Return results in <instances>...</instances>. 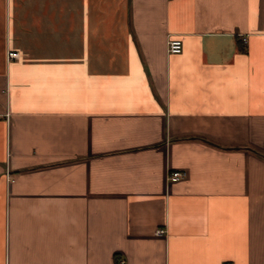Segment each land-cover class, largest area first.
<instances>
[{"label":"crops","instance_id":"crops-1","mask_svg":"<svg viewBox=\"0 0 264 264\" xmlns=\"http://www.w3.org/2000/svg\"><path fill=\"white\" fill-rule=\"evenodd\" d=\"M230 262L264 264V0H0V264Z\"/></svg>","mask_w":264,"mask_h":264},{"label":"built area","instance_id":"built-area-1","mask_svg":"<svg viewBox=\"0 0 264 264\" xmlns=\"http://www.w3.org/2000/svg\"><path fill=\"white\" fill-rule=\"evenodd\" d=\"M244 42L247 41L246 38L243 39ZM183 50V43L180 39H171L168 42L167 51L170 54H179ZM19 57V53L9 51L8 52V59H15ZM186 176V172L182 170H173L168 172V181L176 182L183 179ZM158 235H163L165 233L164 229H160L156 232ZM226 264H233L232 262Z\"/></svg>","mask_w":264,"mask_h":264}]
</instances>
